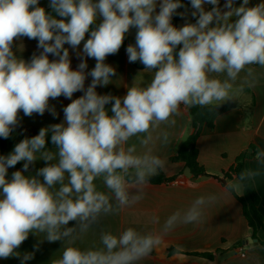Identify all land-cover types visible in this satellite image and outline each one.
<instances>
[{
    "label": "clouds",
    "instance_id": "clouds-1",
    "mask_svg": "<svg viewBox=\"0 0 264 264\" xmlns=\"http://www.w3.org/2000/svg\"><path fill=\"white\" fill-rule=\"evenodd\" d=\"M188 3L195 22L177 27L172 21L185 7L182 0H48L47 8L40 0H0V138L11 137L21 113L31 117L47 111L55 118L50 100L63 96L71 101L63 108L62 122L42 127L7 155L0 154V260L27 264L35 252L17 250L37 234L49 243L62 242V254L52 264H139L159 251L162 234L134 227L118 233L100 228L99 246L81 248L77 242L102 218L144 198L165 167L152 146L161 139L169 142L167 132L153 134L161 125L174 124L181 106L219 107L243 91L233 89L246 68H264V0L255 5L250 0ZM133 28L128 62L142 64L151 80L137 84L140 72L131 86L125 85V95L98 93L117 75L107 57L119 52ZM25 38L37 41L38 50L27 60ZM69 49L80 58L75 70ZM89 58L96 61L91 71ZM77 92L83 94L73 99ZM133 138L139 150L130 143ZM261 156L264 151L257 152L258 160ZM38 161L43 166L30 174ZM18 164L22 168L9 177ZM230 186L240 191L238 183ZM203 203L198 198L183 216L179 211L170 215L163 233L178 223L198 224ZM182 252L178 246L174 254Z\"/></svg>",
    "mask_w": 264,
    "mask_h": 264
},
{
    "label": "crops",
    "instance_id": "crops-1",
    "mask_svg": "<svg viewBox=\"0 0 264 264\" xmlns=\"http://www.w3.org/2000/svg\"><path fill=\"white\" fill-rule=\"evenodd\" d=\"M239 2L240 0H237V4ZM259 2L260 0H250V5ZM40 3L47 8L48 0H40ZM223 3L224 0H221V5ZM210 7L205 5L206 9ZM191 11L189 4L180 9V13H186V15L180 16L179 26L185 22H195V19L191 17ZM135 32L133 28L128 34L135 39ZM23 44L24 51L22 48L20 51H23L22 55L26 60L33 52L38 51L35 40L25 38ZM128 45L122 46L117 54L107 57L105 62L116 69L117 75L112 78V84L107 87H98V93L123 96L126 94L125 85L131 86L133 79L143 71V68L128 62L126 53ZM82 46L81 44L80 49ZM69 52L71 65L75 70L80 63V58L76 51L69 49ZM52 58L50 56V59ZM87 63V71H91L96 61L89 58ZM249 71L251 75H248ZM151 78L152 73L142 72L136 82L139 85H145ZM90 82L89 76L85 81V87ZM240 88L243 91L239 92L234 100L224 103L233 104L235 107L216 119L214 129L203 127L197 139L198 163L206 173L204 176H208L206 180L192 181L186 177L187 167L183 162L171 161V157L176 154L179 146L194 131L189 109L183 110L181 106L182 114L173 117L175 123L161 125L153 134L155 136L167 132L169 142L165 144L161 139L152 146L154 154L165 160L163 175L175 180L161 184L150 183L145 190L144 198L138 204L116 215L102 218L96 229L78 241L77 246L81 248L99 246L100 228L118 233L124 228L134 227L141 233L162 234L164 241L159 251H154L139 264H264V247L260 244V240H264V233L259 230L258 237L254 236V230L244 216L242 204L228 190V185L238 183L240 191L235 190V192L241 197H246L245 189L237 178L223 180L224 172L230 170L240 156L245 155L244 166L247 172L254 173L252 178L261 197L259 211L264 219V156H261L259 160L256 158L257 152L264 151V68L256 65L246 68L234 83L233 91ZM82 94L75 93L73 99ZM70 102L63 96L50 100V105L55 106L58 113L55 118L47 111L42 116L34 114L31 117L23 116L21 113L19 127L42 128L60 123L63 121V108ZM130 143H136L139 150L136 138H133ZM42 166L43 162L38 161L29 169V173L34 174L35 170ZM18 169H9V177ZM97 185L100 190H104L100 181H97ZM198 198L204 201L198 206L201 211L200 222L188 225L178 223L174 230L164 234L165 220L177 211L183 216ZM157 217L158 223L155 222ZM37 235L38 237L30 235L17 251L21 254L35 252L34 259L27 264H52V261L59 259L62 254V242L49 243L41 240L43 234ZM254 240H257V243ZM34 246H38V250H35ZM178 246L183 249L181 256L174 254ZM204 253H211L213 257L206 258L198 255ZM242 253L245 255L243 256ZM0 264H20V260L9 258L0 260Z\"/></svg>",
    "mask_w": 264,
    "mask_h": 264
},
{
    "label": "trees",
    "instance_id": "trees-1",
    "mask_svg": "<svg viewBox=\"0 0 264 264\" xmlns=\"http://www.w3.org/2000/svg\"><path fill=\"white\" fill-rule=\"evenodd\" d=\"M182 3L185 6H188V0H182ZM181 9V8H180ZM180 9L177 10V15L173 17V24L179 27L180 22ZM135 39L132 38L129 34H127L126 39L124 41V45L134 44ZM138 68H143V65L139 62L133 63ZM233 104H223L221 106H208L201 108L199 106L189 108V115L191 117L192 128L194 129L193 133L190 137L185 140L179 148L176 150V154L171 157L172 162H183L187 168L191 170L192 175L195 178H200L201 176L206 175L203 168L198 163V150L196 147L197 139L200 135V132L203 127H207L209 129H214L216 119L222 115L223 113L229 111L234 108ZM41 128H32V127H18L11 137L7 140L0 138V154L7 155L12 151L14 145L18 143L25 137H31L38 134ZM49 147H52L49 144ZM245 155L240 156L236 164L230 168L227 172L223 174V180L227 181L230 179L237 178L243 185L246 197L239 196L233 187L228 185V190L235 196V198L242 204L243 213L248 221L249 226L254 230V236L258 237L257 234L259 230L264 233V219L259 211V206L261 202V197L257 191L255 183L253 181L252 176H247L243 179L240 178L241 173H247L245 166ZM15 168H22V164H18ZM175 178H166L162 171L151 180L153 184H161L166 182H172ZM260 244L264 247V240H260ZM202 255L206 258H212L213 254L204 253L198 254Z\"/></svg>",
    "mask_w": 264,
    "mask_h": 264
},
{
    "label": "water",
    "instance_id": "water-1",
    "mask_svg": "<svg viewBox=\"0 0 264 264\" xmlns=\"http://www.w3.org/2000/svg\"><path fill=\"white\" fill-rule=\"evenodd\" d=\"M185 174H186V177L190 178L192 181H197V182H199L201 180H206L208 178V176H202V177L197 178V179L194 178L192 176L191 170L189 168H186ZM254 242L257 243V240H254Z\"/></svg>",
    "mask_w": 264,
    "mask_h": 264
},
{
    "label": "built area",
    "instance_id": "built-area-1",
    "mask_svg": "<svg viewBox=\"0 0 264 264\" xmlns=\"http://www.w3.org/2000/svg\"><path fill=\"white\" fill-rule=\"evenodd\" d=\"M242 255L244 256V255H245V253H242Z\"/></svg>",
    "mask_w": 264,
    "mask_h": 264
}]
</instances>
